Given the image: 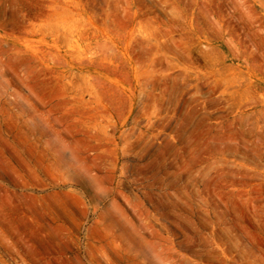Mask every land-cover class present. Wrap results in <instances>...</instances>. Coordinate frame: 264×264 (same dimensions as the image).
Instances as JSON below:
<instances>
[{"label": "rangeland", "instance_id": "obj_1", "mask_svg": "<svg viewBox=\"0 0 264 264\" xmlns=\"http://www.w3.org/2000/svg\"><path fill=\"white\" fill-rule=\"evenodd\" d=\"M0 264H264V0H0Z\"/></svg>", "mask_w": 264, "mask_h": 264}]
</instances>
